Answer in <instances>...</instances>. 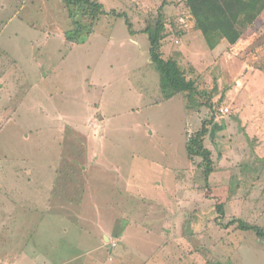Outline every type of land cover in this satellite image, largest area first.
Here are the masks:
<instances>
[{"label": "rangeland", "instance_id": "1", "mask_svg": "<svg viewBox=\"0 0 264 264\" xmlns=\"http://www.w3.org/2000/svg\"><path fill=\"white\" fill-rule=\"evenodd\" d=\"M95 1L93 22L0 0V264H264L238 228L264 229V95L245 88L264 74V9L210 48L185 0ZM157 21L195 91L163 98ZM210 119L206 178L186 140Z\"/></svg>", "mask_w": 264, "mask_h": 264}, {"label": "trees", "instance_id": "2", "mask_svg": "<svg viewBox=\"0 0 264 264\" xmlns=\"http://www.w3.org/2000/svg\"><path fill=\"white\" fill-rule=\"evenodd\" d=\"M66 5H74L80 14L92 20L104 13L103 6L95 0H62ZM195 19V27L201 31L208 46L213 48L217 37H224L230 43L241 36L244 28L256 20L264 9V0H185ZM129 23L128 21H126ZM75 24H78L75 22ZM80 24V23H79ZM77 25H75L76 27ZM129 26V24H128ZM130 27V26H129ZM77 29V28H76ZM81 29L74 33L77 36ZM163 26L159 21L153 28L146 27L149 40V56L151 64L159 72L160 90L165 100L181 92L195 91L193 81L186 79L183 71L173 59H163L161 53V40ZM73 42L78 41L71 36ZM204 121L199 130L189 135L186 140L188 158L201 157L203 174L206 178L213 172L211 151L203 144V137L212 123ZM238 228L244 231L252 230L259 240L264 243V229L257 225L239 221ZM120 233H117L118 236Z\"/></svg>", "mask_w": 264, "mask_h": 264}, {"label": "crops", "instance_id": "3", "mask_svg": "<svg viewBox=\"0 0 264 264\" xmlns=\"http://www.w3.org/2000/svg\"><path fill=\"white\" fill-rule=\"evenodd\" d=\"M247 74H249V72ZM248 78L249 79H245V88L247 89L246 95L251 98L250 101H254L261 95H264V74L256 73V75H250Z\"/></svg>", "mask_w": 264, "mask_h": 264}, {"label": "built area", "instance_id": "4", "mask_svg": "<svg viewBox=\"0 0 264 264\" xmlns=\"http://www.w3.org/2000/svg\"><path fill=\"white\" fill-rule=\"evenodd\" d=\"M222 112L224 113L225 111H224V110H222Z\"/></svg>", "mask_w": 264, "mask_h": 264}]
</instances>
